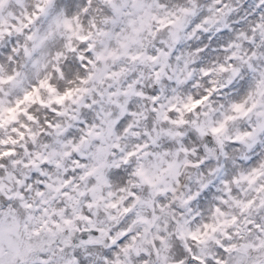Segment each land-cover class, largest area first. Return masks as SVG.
Segmentation results:
<instances>
[{
    "label": "clouds",
    "instance_id": "clouds-1",
    "mask_svg": "<svg viewBox=\"0 0 264 264\" xmlns=\"http://www.w3.org/2000/svg\"><path fill=\"white\" fill-rule=\"evenodd\" d=\"M0 264H264V0H0Z\"/></svg>",
    "mask_w": 264,
    "mask_h": 264
}]
</instances>
